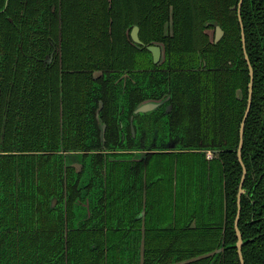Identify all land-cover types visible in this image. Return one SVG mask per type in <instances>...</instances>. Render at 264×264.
I'll return each mask as SVG.
<instances>
[{
  "label": "flooded vegetation",
  "instance_id": "obj_1",
  "mask_svg": "<svg viewBox=\"0 0 264 264\" xmlns=\"http://www.w3.org/2000/svg\"><path fill=\"white\" fill-rule=\"evenodd\" d=\"M105 3L82 1L80 16L72 17L78 21L67 59L62 4L48 3L35 25L45 32L58 14L51 49L42 57L39 46L36 58L60 71L59 99L56 84L50 97L59 102V142L0 150V264H86L89 254L93 260L102 254L100 264H151L161 256L152 254L150 232L185 226L179 202L192 196L203 204L204 224L220 220L212 213L222 198L217 159L232 147L227 110L234 80L241 82L236 97L248 106L251 68L254 96L242 6L239 40L229 38L203 0H109L115 14L123 4L133 9L124 19L110 16L108 27L97 24ZM204 11L211 15L203 31L179 30L185 15L194 21ZM43 36L37 33L39 42ZM225 129L226 138L217 139ZM17 152L30 155L11 165L9 154ZM166 216L172 220L163 223ZM199 221L195 216L189 225Z\"/></svg>",
  "mask_w": 264,
  "mask_h": 264
},
{
  "label": "trees",
  "instance_id": "obj_2",
  "mask_svg": "<svg viewBox=\"0 0 264 264\" xmlns=\"http://www.w3.org/2000/svg\"><path fill=\"white\" fill-rule=\"evenodd\" d=\"M83 0H9L6 10H3L6 0H0V150H40L46 143L51 146L59 142L60 112L59 102L56 106L50 102L56 84L57 97L59 99L60 71L58 66L56 74L53 70L39 63L36 58L40 46V56H44L50 47V36L53 34L52 27L58 25V14L55 16V23L48 24L49 29L44 31L35 30L39 24V17L47 5L62 4L65 20L64 30V56L67 59L70 52V39H74L71 31L72 25L77 24L80 16ZM95 2L98 0H89ZM102 7L98 25L110 24V16L114 15L117 20L124 19V16L131 15L127 12L133 9L132 5H120L122 13L115 14L109 11L108 1ZM133 1V0H114ZM182 1V0H168ZM208 2L203 8L211 9V14L219 17L227 28L229 38L241 40L240 20L237 13L240 0H203ZM92 9V5L90 7ZM211 14L205 11L194 21L185 15L180 22L179 30L203 31L202 22ZM47 17H52L53 12L47 10ZM242 19L245 28L248 50L252 56L255 68L254 96L251 109L246 120L245 143L243 147V161L247 172L243 183L245 191L242 194V208L239 219V226L243 233L245 242L243 254L245 264H264V0H244L242 5ZM12 16L14 21L9 17ZM54 22V21H53ZM71 25H67V23ZM39 35L44 34L37 39ZM23 47H20V43ZM241 46V44H240ZM234 77L236 72L233 71ZM245 88L248 90L250 75L246 71ZM68 74H65L63 87L67 91ZM234 80V79H233ZM56 82V83H55ZM241 85L235 78L232 102L227 111L231 112L229 135L232 147L221 152L218 161V169H222V175L217 180V191L222 196L212 204L214 215L220 213V220L214 225L204 224L202 221L203 204L198 200L195 202L190 196L189 202H179V209L183 211L185 226H179L178 222L174 228L166 225L155 227L150 232L149 246L155 259L151 264H169L173 261H180L189 257L210 252L219 248L224 243L225 250L215 254L203 256L182 264H242L238 247L235 245L238 234L235 221L238 213V192L243 177V165L238 158V143L240 140L239 126L243 120L247 108V99L239 100L236 97L235 89ZM67 95L66 92H64ZM55 95V94H54ZM55 106V107H54ZM219 121H221L219 119ZM24 126L23 129H19ZM50 130L55 135H48ZM226 129L219 140L226 138ZM21 142L19 141V136ZM46 139V140H45ZM55 140V142H54ZM20 147V148H19ZM8 154H4L7 157ZM10 164L27 158L30 154L19 152L9 154ZM35 155V154H34ZM45 192L49 193L47 190ZM226 204L224 205V198ZM172 198L170 202H172ZM227 206V207H226ZM227 208V209H226ZM198 216L200 224L191 227L190 221ZM162 222L172 220V216L161 218ZM169 224V223H167ZM86 253H90L89 246ZM102 254L92 259L89 254L86 264H100Z\"/></svg>",
  "mask_w": 264,
  "mask_h": 264
},
{
  "label": "water",
  "instance_id": "obj_3",
  "mask_svg": "<svg viewBox=\"0 0 264 264\" xmlns=\"http://www.w3.org/2000/svg\"><path fill=\"white\" fill-rule=\"evenodd\" d=\"M242 3H243V0H240L239 1V5H238L239 13H240V9H241ZM240 20L242 21L241 15H240ZM221 31H223V30L221 29ZM242 34H243V38L245 40V31H244V25L243 24H242ZM251 74H252V80L250 82V98H249V103H248V106L246 108V111H245V114H244V117H243V120H242V123H241V139H240V146L238 148L239 159H240V161H241V163L243 165L244 171H243L242 181H241V184H240V190H239V193H238V214H237L236 221H235V226H236V230H237V234H238V240H237V243H235V245L238 247V251H239V254H240V257H241L242 264H245V258H244V254H243V244L245 242V239L243 238V233H242V230H241V228L239 226V219H240V214H241L242 194L245 191L243 183H244L246 172H247L246 165H245V163L243 161L242 147H243V143H244V131H245L246 120H247V117L249 115V112H250V109H251V105H252L253 78H254V73H253V69L252 68H251ZM224 250H225V246H224V243H222V245L219 248H216V249H214V250H212L210 252H206L204 254L197 255L195 257H189V258H186V259H183V260H180V261H173V262H171L169 264H182V263L189 262V261H192L194 259H197V258H200V257H203V256L215 254V253H218V252H223Z\"/></svg>",
  "mask_w": 264,
  "mask_h": 264
}]
</instances>
